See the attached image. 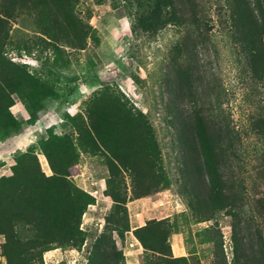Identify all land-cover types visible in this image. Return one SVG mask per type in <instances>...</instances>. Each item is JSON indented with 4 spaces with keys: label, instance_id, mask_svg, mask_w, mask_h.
I'll list each match as a JSON object with an SVG mask.
<instances>
[{
    "label": "rangeland",
    "instance_id": "rangeland-1",
    "mask_svg": "<svg viewBox=\"0 0 264 264\" xmlns=\"http://www.w3.org/2000/svg\"><path fill=\"white\" fill-rule=\"evenodd\" d=\"M36 4L0 0V68L38 85L0 78V176L25 152L53 174L42 143L67 136L93 202L82 242L41 252L14 222L0 264H130L135 241L137 264H264V0Z\"/></svg>",
    "mask_w": 264,
    "mask_h": 264
},
{
    "label": "trees",
    "instance_id": "trees-1",
    "mask_svg": "<svg viewBox=\"0 0 264 264\" xmlns=\"http://www.w3.org/2000/svg\"><path fill=\"white\" fill-rule=\"evenodd\" d=\"M35 1L41 12H71L74 3V0ZM52 27L53 25H50L49 29L52 30ZM49 35L54 39V34ZM2 58L0 51V66ZM19 75L18 71L0 68V78L3 82L23 83L22 90L28 87L32 91L38 86L35 80L30 78L19 82L17 79ZM11 104L12 100L8 101L7 96L0 92V121L5 114L9 115L7 109ZM42 148L53 174L46 176L40 169L36 155L25 152L16 157L10 175L0 176V233L8 238L18 221L29 223L36 232L31 242L41 252L50 249L53 242L68 240L82 242L83 238L80 240L76 238L81 233L79 229L81 216L87 205L93 202L90 194L75 187L67 179L73 165L72 145L68 137L52 134L43 141ZM203 156L202 165L199 163L200 170H209L211 168L209 153L204 147ZM139 241L147 247L142 239L139 238ZM108 258L109 254L104 253L100 256L99 262H106ZM173 259L184 261L185 258L179 256ZM99 262L93 261L91 264Z\"/></svg>",
    "mask_w": 264,
    "mask_h": 264
},
{
    "label": "crops",
    "instance_id": "crops-1",
    "mask_svg": "<svg viewBox=\"0 0 264 264\" xmlns=\"http://www.w3.org/2000/svg\"><path fill=\"white\" fill-rule=\"evenodd\" d=\"M176 246V249H179ZM143 247L141 246V244L138 241H135L133 243L132 248H127L126 252H124L125 254V258H126V262L130 263V264H137V261L139 260V256L142 253ZM174 251V250H173ZM176 254V252H174Z\"/></svg>",
    "mask_w": 264,
    "mask_h": 264
},
{
    "label": "bare ground",
    "instance_id": "bare-ground-1",
    "mask_svg": "<svg viewBox=\"0 0 264 264\" xmlns=\"http://www.w3.org/2000/svg\"><path fill=\"white\" fill-rule=\"evenodd\" d=\"M44 159V158H43ZM45 160V159H44ZM178 250V249H177Z\"/></svg>",
    "mask_w": 264,
    "mask_h": 264
}]
</instances>
